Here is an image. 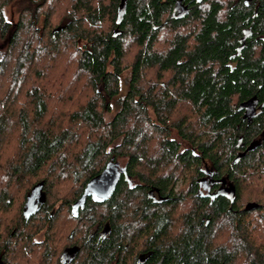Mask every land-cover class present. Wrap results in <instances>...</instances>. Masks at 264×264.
Segmentation results:
<instances>
[{
    "label": "trees",
    "instance_id": "1",
    "mask_svg": "<svg viewBox=\"0 0 264 264\" xmlns=\"http://www.w3.org/2000/svg\"><path fill=\"white\" fill-rule=\"evenodd\" d=\"M120 1L0 0L1 262L264 264V0H127L118 24ZM208 173L229 196L201 194Z\"/></svg>",
    "mask_w": 264,
    "mask_h": 264
},
{
    "label": "flooded vegetation",
    "instance_id": "2",
    "mask_svg": "<svg viewBox=\"0 0 264 264\" xmlns=\"http://www.w3.org/2000/svg\"><path fill=\"white\" fill-rule=\"evenodd\" d=\"M246 109H247V106H246ZM259 110H260V104L257 102L255 113L258 112ZM251 117H247L249 121L251 120ZM117 164L119 165L120 168H122L124 163L122 164L118 161ZM220 178L221 177L216 176L212 173H208L204 176H200L199 179L196 180L197 184L195 186L197 188H200L199 191H201V194L204 196L209 195L210 197H215L219 193H223L229 196V193H228V189L230 186L229 181L227 180L220 181L219 180ZM149 193H151L152 199L154 201L160 202L161 200L164 199V197L157 191L149 190ZM40 204H41V199L37 195V193L34 192L33 194H30L27 199L26 213H28V215H31L32 213L35 212V210L39 207ZM78 250L79 248L77 246L67 247L61 255L60 263L71 262L75 258L76 254L78 253ZM0 264H3L1 262V259H0ZM135 264H164V260L162 258L160 259V257H156L154 250L146 249L145 251L137 252V255L135 258Z\"/></svg>",
    "mask_w": 264,
    "mask_h": 264
},
{
    "label": "water",
    "instance_id": "3",
    "mask_svg": "<svg viewBox=\"0 0 264 264\" xmlns=\"http://www.w3.org/2000/svg\"><path fill=\"white\" fill-rule=\"evenodd\" d=\"M126 1L127 0H121L119 3L117 19L118 24L121 23L126 12ZM188 11V4L183 2V0H177L173 7L172 16L180 18L185 16ZM60 28L61 27L59 26L56 30H59ZM256 103V100L246 102L247 109L245 111V116L251 117L252 114L255 113ZM237 160L238 157H236V161ZM117 163L118 162L110 161L98 174L89 179L82 195L83 201L88 194L94 195L100 199H106L114 193L123 174V169L120 168ZM77 204L78 202L74 203V205Z\"/></svg>",
    "mask_w": 264,
    "mask_h": 264
},
{
    "label": "rangeland",
    "instance_id": "4",
    "mask_svg": "<svg viewBox=\"0 0 264 264\" xmlns=\"http://www.w3.org/2000/svg\"><path fill=\"white\" fill-rule=\"evenodd\" d=\"M2 42V39H0V43ZM130 76V70L127 69L126 71L123 72L122 76H121V83H120V94L119 95H123L126 93V91L128 90V78ZM111 102V109L108 110L106 112V118L107 119H111L112 116L114 115V113L116 112V110L119 108V104L117 102V97L115 98H110L109 99ZM177 139H179L180 141H182V144L185 145L186 142L184 140H182V138L176 133L174 132L173 134ZM120 163H124V160L122 158L119 159Z\"/></svg>",
    "mask_w": 264,
    "mask_h": 264
}]
</instances>
